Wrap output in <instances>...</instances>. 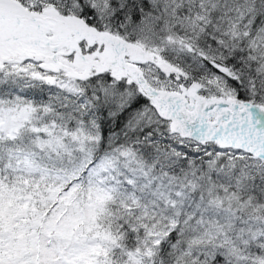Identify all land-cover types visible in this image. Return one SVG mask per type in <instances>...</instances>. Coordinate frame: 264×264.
Listing matches in <instances>:
<instances>
[{
  "label": "snow or ice",
  "instance_id": "obj_1",
  "mask_svg": "<svg viewBox=\"0 0 264 264\" xmlns=\"http://www.w3.org/2000/svg\"><path fill=\"white\" fill-rule=\"evenodd\" d=\"M0 264H264V0H0Z\"/></svg>",
  "mask_w": 264,
  "mask_h": 264
}]
</instances>
